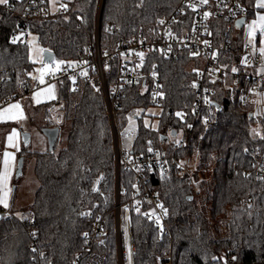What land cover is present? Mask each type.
Wrapping results in <instances>:
<instances>
[{
	"label": "trees",
	"instance_id": "obj_1",
	"mask_svg": "<svg viewBox=\"0 0 264 264\" xmlns=\"http://www.w3.org/2000/svg\"><path fill=\"white\" fill-rule=\"evenodd\" d=\"M25 1L9 0L10 9L0 4V104L16 95L27 96L34 86V63L19 34L35 35L37 43L59 62L75 60L93 43L97 0H74L62 12L30 21L18 16ZM176 3L103 0L100 48L111 51L117 40L138 35L153 38L160 20ZM245 5L248 17L251 5ZM233 51H240L237 36ZM220 63L227 65L224 79L207 83L209 103L193 112L197 65L192 57L146 55V67L155 65L163 90L156 129L134 116L140 107L151 105L143 92L145 86L124 89L119 128L124 129L130 117H136L137 126L132 140L122 139L123 150L130 148L134 155L146 156L150 150H170L180 138L185 147L177 156L192 157L196 163L192 183L189 175L174 171L168 176L158 170L146 174L147 187L158 196L167 214L166 228L161 231L139 214L130 213L135 238L132 264H264V174L256 170L257 159L264 156V113L256 114L242 100L241 91L254 82L245 76L234 78L233 69L240 68L238 58L222 53ZM23 104L31 121V116L42 113L44 123L39 129L55 127L59 135L62 124L68 127L62 147L56 139L46 151L23 148L19 153L22 173L25 161H33L38 186L23 217L13 213L5 217L0 209V263L72 264L77 256L85 257L84 235L90 232L92 220L103 216L105 237L92 251L96 264H117L111 210L114 152L101 92L86 81L75 86L62 81L56 86L54 101L33 106L25 99ZM54 111L62 115L60 125L52 122ZM180 112H184L183 118ZM257 126L260 136L255 133ZM165 137H169L168 143H164ZM260 168L264 170V161ZM133 184L134 174L121 168L120 200L128 197ZM31 229L37 235L34 240L27 233ZM32 242L34 249L30 248Z\"/></svg>",
	"mask_w": 264,
	"mask_h": 264
},
{
	"label": "built area",
	"instance_id": "obj_2",
	"mask_svg": "<svg viewBox=\"0 0 264 264\" xmlns=\"http://www.w3.org/2000/svg\"><path fill=\"white\" fill-rule=\"evenodd\" d=\"M2 5L6 9L11 8L9 0L7 4ZM102 5L103 0H97L92 45L75 60L61 61L57 66L50 68L45 74V83L57 85L62 81H69L75 86L78 81H86L102 94L114 152L115 192L111 210L116 238V258L117 264H128L132 261L135 251V238L130 223L128 236L122 228L125 216L129 219L130 213L133 212L151 221L161 231L166 228L167 214L158 196L147 187L146 174L158 170L160 174L168 176L174 171L178 175H189L192 183L191 174L194 168L191 169V166L195 163L192 157L177 156V151L185 147L184 141L177 135L178 139L171 145L170 150L154 149L146 156L134 155L130 148L127 150L122 148L123 138L129 140L134 138V131L119 128L118 112L124 98V89L129 85L145 86L143 92L152 106H159L163 99L156 67L154 65L152 69H147L146 55L161 53L178 57L188 54L192 57L197 65L194 67L193 91L196 100L192 108L193 112L209 103L211 90L207 83L220 82L227 73V65L220 63L222 53L238 58L240 68L232 71L236 80L245 76L254 82L247 91H241L242 100L254 109L253 94L262 86L264 63L250 43H244L238 52L233 51L234 39L238 31L235 23L240 18L246 19L248 14L245 0H207L206 3L204 0H177L171 12L160 20L153 38L138 35L119 39L111 51L103 50L99 46ZM66 12L69 14L70 10ZM50 14L52 13L48 9L47 0H26L18 12V16L25 21L40 20ZM35 87H39V84ZM19 98L20 95L15 96V99ZM178 115L182 118L185 116L184 112ZM52 122L60 125L62 115L56 114ZM255 133L261 135L260 127L255 128ZM163 141L168 143L169 137H165ZM263 161L264 156L257 159L256 170L260 175L264 174V170L260 168ZM121 168L134 174V184L124 200H120ZM96 188L97 185L94 189ZM3 214L5 217L11 216L10 212ZM27 233L32 240L36 239L37 235L32 229ZM104 237L105 221L103 216H96L91 222L90 232L84 235L86 255L77 256L72 264H81V262L96 264L93 246L101 244ZM30 248L34 249V242L31 243ZM156 260L160 262L161 258L157 257Z\"/></svg>",
	"mask_w": 264,
	"mask_h": 264
},
{
	"label": "crops",
	"instance_id": "obj_3",
	"mask_svg": "<svg viewBox=\"0 0 264 264\" xmlns=\"http://www.w3.org/2000/svg\"><path fill=\"white\" fill-rule=\"evenodd\" d=\"M251 16L255 15L251 14L248 17ZM247 18L245 19V22ZM240 30H242V28L238 29L237 32H239ZM257 39L258 36H256L255 38L256 42ZM243 44H240V47ZM254 45L257 44H252L254 52H256ZM258 54L260 55V53ZM262 62L264 63L263 60ZM31 79L34 83V86L27 96L20 95L19 99H13L3 104H0V200L4 199L5 193H7L6 198L8 204L7 207H4L3 204H0V209L2 210V213L10 212L13 213L15 216H17V213H15V210H17V208L14 209L16 199V188L14 190H12V188L15 187L14 185L16 183L14 179L17 168V161L20 158L19 153L23 148H26L28 152H43L49 149L47 139L40 132L41 129L38 128V124H40L38 114L31 116V119L33 120L31 121L23 104V101L25 99H29L33 106H38L52 102L56 98V88L54 90L53 85H48L45 83V76L43 82H40L37 78H33L32 76ZM36 84H39V87H35ZM263 88L264 81L259 90H263ZM263 93V91H260L258 95V98L260 99L259 107L262 110V113H264ZM17 105L18 107H15ZM255 108L256 106L254 107V110ZM42 123H44L43 116ZM9 137H12V139L9 140ZM5 161H7V163H5ZM5 175L7 176V179H4ZM31 201H28V199L23 203L22 201H20V203L18 204V209L23 210L31 203Z\"/></svg>",
	"mask_w": 264,
	"mask_h": 264
},
{
	"label": "rangeland",
	"instance_id": "obj_4",
	"mask_svg": "<svg viewBox=\"0 0 264 264\" xmlns=\"http://www.w3.org/2000/svg\"><path fill=\"white\" fill-rule=\"evenodd\" d=\"M247 3H250L252 14L255 16L248 17L242 30L236 33L238 37L239 43L243 44L245 42H249L254 45L256 52L260 53L261 59L264 61V52L261 49H264V23L260 21V17L264 16V8L258 7L261 3V0H246ZM48 9L51 13H55L61 10H66L72 6L74 0H47ZM245 3V4H247ZM257 11V12H256ZM256 36H258L257 42L255 41ZM21 38L24 42L28 44V54L31 61L34 63L33 70L31 72V76L33 78H37L40 82L44 81V76L47 71L52 68L53 66H57L59 61L53 60L51 62H43L42 61V53L44 49L37 43L36 36L30 33L27 34H19L17 36ZM264 81V78H263ZM56 85H53V89L55 90ZM263 90H259L253 94V103L256 106L254 112L256 114H262V110L260 109V99L258 98L259 92ZM264 94V93H263ZM55 95V94H54ZM264 97V96H263ZM257 103V104H256ZM60 112H52L51 119H54L56 114ZM61 114V113H60ZM160 114V108L158 106H148V107H140L136 110L135 115L137 118H141L142 123L145 126H150L153 129L157 128L158 123V116ZM39 123L38 125H43L42 123V113L38 114ZM137 126V120L130 117L128 120V125L125 127L124 130H132L134 131ZM68 125L62 124L59 130V135L57 137V146L62 147L64 145L65 133L67 130ZM195 161V160H194ZM195 167V163H192L191 169ZM16 193H15V206L14 209L17 216H23V210L18 209V204L20 201L25 202L27 199L31 201L34 192L38 186L37 180L33 174V161L31 159H27L24 164L23 173L21 177L15 183ZM129 219L127 216L124 217L122 222V228L126 231V235H129L128 227H129ZM131 226V224H130ZM115 238V233H114ZM116 241V238H115ZM116 247V243H115ZM230 260H233V257H230ZM128 264H132V261Z\"/></svg>",
	"mask_w": 264,
	"mask_h": 264
},
{
	"label": "water",
	"instance_id": "obj_5",
	"mask_svg": "<svg viewBox=\"0 0 264 264\" xmlns=\"http://www.w3.org/2000/svg\"><path fill=\"white\" fill-rule=\"evenodd\" d=\"M245 23V18H240L236 23V27L238 29L242 28L243 25ZM53 54L48 51V50H44L43 51V62H51L53 61ZM136 118V117H134ZM40 132L45 136V138L47 139L49 148H52L55 140L57 139L58 136V129L57 128H49V127H44L40 130ZM22 167H23V157H20L17 161V168H16V173H15V178L17 179L18 177L21 176L22 174ZM15 187L12 188V190H14Z\"/></svg>",
	"mask_w": 264,
	"mask_h": 264
},
{
	"label": "snow or ice",
	"instance_id": "obj_6",
	"mask_svg": "<svg viewBox=\"0 0 264 264\" xmlns=\"http://www.w3.org/2000/svg\"><path fill=\"white\" fill-rule=\"evenodd\" d=\"M204 2L206 3L207 0H204ZM7 3H8V0H0V4H7ZM258 7L264 8V0H261V3L258 5ZM260 21L262 23H264V16H261L260 17ZM13 42H15V41H13ZM261 51L264 52V49H261ZM233 71H236V69H233ZM15 107H18V105L15 106ZM11 139H12V137H9V140H11ZM5 163H7V161H5ZM4 179H7V176L6 175H5ZM6 197H7V193H5V198L2 199V200H0V204H3L4 207H7L8 206V204H7V198Z\"/></svg>",
	"mask_w": 264,
	"mask_h": 264
}]
</instances>
